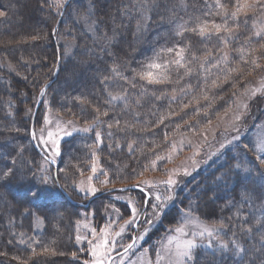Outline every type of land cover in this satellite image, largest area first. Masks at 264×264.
Wrapping results in <instances>:
<instances>
[{
  "label": "trees",
  "instance_id": "obj_1",
  "mask_svg": "<svg viewBox=\"0 0 264 264\" xmlns=\"http://www.w3.org/2000/svg\"><path fill=\"white\" fill-rule=\"evenodd\" d=\"M130 2L67 0L57 12L51 0H0V264H82L74 238L80 205L68 194L69 171H63L62 159L52 164L38 151L25 110L38 115L49 99L65 119L91 125V135H103L99 157L110 184L143 187L146 177L155 170L161 173L158 157L171 151L175 137L215 121L262 74L252 60L264 64V48L259 47L264 41L246 38L264 24V13H241L238 27L224 18L238 37L225 46L216 35L176 34L178 25L191 28L197 19L223 23L216 15V0H153L156 4L143 19L128 16ZM221 3L233 10V0ZM177 46H187L184 57L191 75L176 65L170 66V82L152 84L136 75L156 57L161 63L173 60L175 53L165 50ZM241 48L248 63L240 60ZM221 49L229 54L227 65L221 63L210 73L199 68L209 51L212 63L222 58ZM193 54L201 59L192 60ZM227 68L240 71L229 74ZM110 92L127 95L111 100ZM78 147L77 142L67 143L74 151L69 160L77 167L75 177L86 169L87 152ZM42 161L51 165L50 181L63 196L45 194L32 200L25 195L29 186L47 177L40 170ZM187 190L196 202L195 214L220 228L222 242L229 243L228 250L218 247L195 264H264V191L254 178L235 168L215 169L191 178ZM179 210L163 216L162 228L176 224ZM35 218L43 222L41 234L35 233ZM233 240L245 251L234 252Z\"/></svg>",
  "mask_w": 264,
  "mask_h": 264
},
{
  "label": "rangeland",
  "instance_id": "obj_2",
  "mask_svg": "<svg viewBox=\"0 0 264 264\" xmlns=\"http://www.w3.org/2000/svg\"><path fill=\"white\" fill-rule=\"evenodd\" d=\"M152 1L131 0L130 5H128V16L134 19L135 17L145 18L156 4ZM51 2L58 12L67 0H64L62 7L56 5V0H51ZM248 2L252 3L254 0H248ZM250 12L248 11L247 13ZM65 45L68 51V44ZM154 57L156 56L154 55ZM153 60L160 62L157 57ZM257 63L262 67V74L254 79L249 88L234 96L233 105L227 112L215 121L206 123L200 129L174 138L171 151L158 160L157 166H161V173L157 174L155 170L144 180L149 183H142L144 190L149 194L146 205V194L143 192L113 193L114 189L121 186L111 185L108 177L103 173L99 157L101 146L104 145L103 135H100L99 139H97L96 133L91 135L89 131H80V129L85 127L73 119L68 120L58 114L52 100L49 99L46 100L38 115H35L29 108L25 110L26 119L31 120L33 123V130L40 153L44 154V156L47 155L48 161H54L56 165L62 159L65 161L63 171L65 169L69 171L68 175L65 174L66 177H69L68 194H71L72 199L79 201L80 205V209L76 211L78 221L75 225L74 238L78 252L77 259L82 264L85 261L91 262L93 260L88 241L92 240L93 243H97L103 235L102 230L106 227L109 231V240L115 239L116 241L115 249L111 253L112 259L106 264H121V259H123V264H156V253L161 249L162 243L167 242L168 236L185 238L181 234L176 233L174 229L184 223V214L188 213L189 209H191L192 216L195 218L190 227H196L197 225L213 227L214 225L205 223L195 214L196 202L192 200V195L187 197V183L199 173L209 175L215 169L235 168V170L244 173L246 177L254 178L264 191V164H260L256 159L258 153L252 147L258 138L264 137V88L261 87L262 83H264V64L261 61H257ZM147 65L143 71L148 70ZM7 68L13 70L11 67ZM257 88L261 90L252 95V90ZM244 105H247V107ZM46 118L49 123L45 122ZM58 123L60 128L66 129L72 134L70 136L64 135L63 131H58ZM41 129H43V133ZM49 131L54 133L52 139L58 142V155L55 154L56 148L52 140L48 138L47 134ZM237 137L239 138L236 139ZM69 141L79 143L78 149L80 151L85 149L87 152L86 163H84L86 164V169L79 172L77 177H75L77 175V167L70 161L71 154L74 151L70 152L67 149ZM50 166L48 162L42 161L40 167L42 173L49 180L52 174ZM93 166L96 167L95 173L92 171ZM249 169L251 170L250 173ZM186 172L188 174H185ZM89 177H92V179L89 180ZM169 178L176 183L171 186L164 183ZM104 180H107L108 183L102 184L101 181ZM137 183L139 184V181L133 184ZM90 185L97 189L95 193L88 190ZM81 187L85 190L81 191ZM108 192H110L109 195L105 196L103 200L94 201V198L98 195ZM59 193L60 195L57 197L63 196L61 192ZM157 194L162 197H171L159 215L154 212L152 207L156 203L155 196ZM182 202L184 207H182ZM188 204L190 205L189 207ZM133 208L137 210L134 221L126 223L133 220ZM173 208L181 209L175 218L176 224L162 228L163 216ZM148 220H151L152 223L148 224L146 222ZM122 227L124 231L121 235L115 236V233L119 232ZM43 228V222L35 218V233L41 234ZM92 229L96 230V238L93 237ZM218 229L219 231L212 238L215 251L218 249L219 243L222 242L220 237L222 230ZM77 235L85 237V239L78 243L76 240ZM197 239L199 240L200 238L197 237ZM208 239L207 236L204 237V244L207 243ZM133 240H135V246L125 254L122 246H127ZM212 252L213 249L201 246L195 250L193 259L188 261V264H195L197 258L201 260L203 256Z\"/></svg>",
  "mask_w": 264,
  "mask_h": 264
},
{
  "label": "snow or ice",
  "instance_id": "obj_3",
  "mask_svg": "<svg viewBox=\"0 0 264 264\" xmlns=\"http://www.w3.org/2000/svg\"><path fill=\"white\" fill-rule=\"evenodd\" d=\"M64 3V0H56V5L58 7H62ZM216 7L220 10L216 13V15H220L223 19V23H216L214 20L209 22L207 20L200 21L197 19V22L195 25L191 28H188L185 24H180L177 26V35L183 36L184 32L191 31L193 33L198 34L202 38H210L211 35H216L217 38L221 41V43L225 46L229 44V42L232 39L238 38L234 35L233 27H231L228 24V19H231L239 26V15L241 13H244L247 15L248 11H251L253 13L260 11L264 13V2H258V0H254V2L249 3L248 0H233L232 4V11H229L227 5L221 3V0H216ZM0 15H4V13L0 12ZM228 18V19H224ZM246 23V21H245ZM209 25H211L209 27ZM138 30L140 29L141 25L138 24ZM253 37L258 38L259 41H264V24H261L259 28L256 29V31L248 36L246 38V42H251L253 40ZM260 48H264V43H259ZM187 49V46L185 47H179L176 48H167L165 51L168 53H175V58L171 61H165L163 63L157 62V60H152L147 65V71H141L137 72L136 75L139 76L142 80H147L148 83L152 84H161L165 82H170V71H171V65H176L177 68H183L185 75H191L193 72V69L188 66L187 63H185V57L184 53ZM222 52V58H215V62L212 63L211 60L213 59L212 52L209 51L206 53V55L202 58L199 68L203 69L206 73H210L211 69L213 67H219L221 63H224L227 65L229 54L227 52H223V50H220ZM240 53V60L244 63H248L247 60L244 58V49L241 48L238 50ZM252 51H256V49H252ZM201 59L199 57H196L195 54L192 56V60H198ZM259 59V58H257ZM257 59L252 60V64H254L256 67H260L259 63H257ZM191 63V61H189ZM208 64L209 66L206 67L205 65ZM155 70V71H154ZM117 75H120L118 70L116 68H113L112 70ZM240 69L238 68H227V73H233V72H239ZM123 79V77H121ZM108 78L105 77V80ZM207 79V78H205ZM225 79H227V76H225ZM213 86H217V81H212ZM133 87H135V84H133ZM189 87H191L189 85ZM262 88H264V83H262ZM260 88L253 89L252 95H255L256 92L260 91ZM43 94V92L41 93ZM127 93L121 94H112L109 93V96L111 97V100H122L125 99ZM204 99L207 100L208 97L205 95ZM139 103V101H137ZM247 107V105H244ZM99 111V109H97ZM104 115H107V113H103ZM239 119V117H237ZM46 123H49L47 118L45 119ZM163 120H161V123ZM71 123V121H69ZM119 124V122H116ZM109 128L112 127L111 124L108 125ZM58 131H63L64 135H71L72 133L67 131L66 129L60 128L59 123L57 124ZM91 128V125L89 127H85L80 129V131L88 132ZM41 132L43 133V129H41ZM35 135V134H33ZM48 138L49 140H52L53 145L56 148L55 154H59V147L58 142L53 138L54 133L49 131L48 132ZM97 139L100 137V133L97 132ZM43 138V137H42ZM237 137L236 139H238ZM247 147V145H245ZM253 150L258 153L256 156V159L260 162V164H264V137L258 138L252 145ZM132 145H129V149L131 150ZM158 159H160L158 157ZM155 164V162H153ZM92 171L96 172V167L93 166ZM251 170L249 169V173ZM11 173V169H9L7 172L4 173V176H8ZM185 174H188L187 172ZM92 177H89V180H91ZM102 184H107L108 181L104 180L101 181ZM141 183H149L148 181H142ZM164 183L168 184L169 186L175 184L176 182L169 178ZM139 186V185H137ZM81 191H84L85 189L81 187ZM88 190L92 193H95L97 189L94 186H89ZM45 194H50L52 197H57L60 195V193L55 189V186L52 184V182L47 177L39 178V184L34 186H29L26 189L25 195L32 199V200H39L42 196ZM170 196L162 197L161 195L157 194L155 196L156 203L152 205L154 212L159 215L162 213L163 208L166 205V202L170 200ZM133 213V220L127 221L126 223H131L134 221V218L137 214V210L135 208L132 209ZM184 223L180 226H177L174 231L176 233L181 234L183 239L177 237V236H168L167 242L162 243L161 249L157 251L156 253V264H188V261H191L193 259V253L196 249L200 248L201 246H205L209 249H213V254L215 253V247L212 241V238L216 235V233L219 231L216 227H209L207 225H197L196 227H190V225L193 224V221L195 218L192 216L191 209H189L188 213L184 214L183 217ZM148 224H151L152 221L148 220L146 221ZM124 231V228L122 227L119 232L115 233V236H120L121 233ZM248 232H251L252 229L249 228L247 230ZM103 235L99 238L97 243H93L92 240H89L88 243L90 245L91 254L93 256V260L91 262L85 261L84 264H106V262L111 261V253L115 249L116 241L115 239L109 240V231L106 227L102 230ZM93 237H97V233L95 229H92ZM207 236L209 239L206 244H204V237ZM197 237L200 239L198 240ZM142 238V237H141ZM82 239H85V237H82L80 235H77L76 240L79 243ZM264 239V237H262ZM174 245V247H173ZM231 245L233 248V251L237 254L242 253L245 251V249L241 246V244L233 240L231 241ZM135 246V240L132 241V243H129L127 246L124 247V253H128L133 247ZM219 248L223 250L229 249V243L220 242ZM45 251H48V249H45ZM75 255V254H74ZM121 264H123V259H121Z\"/></svg>",
  "mask_w": 264,
  "mask_h": 264
},
{
  "label": "water",
  "instance_id": "obj_4",
  "mask_svg": "<svg viewBox=\"0 0 264 264\" xmlns=\"http://www.w3.org/2000/svg\"><path fill=\"white\" fill-rule=\"evenodd\" d=\"M49 85H51V83L48 84V85L46 86V88L49 87ZM46 88L43 90V93L45 92ZM42 98H43V95H41L40 100H42ZM38 106H39V104L37 105V107H38ZM32 133L34 134V132H32ZM36 148H37L38 151H39L38 144H36ZM39 152H40V151H39ZM50 163L55 164L54 161H50ZM115 191H119V192H133V191L144 192V193L146 194L145 205L147 204V201H148V198H149V194H148V192H146V191L144 190L143 187H141V186H137V185H126V186H121V187H119V188H117V189H114V192H115ZM71 202H72V201H71Z\"/></svg>",
  "mask_w": 264,
  "mask_h": 264
}]
</instances>
